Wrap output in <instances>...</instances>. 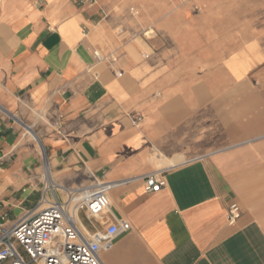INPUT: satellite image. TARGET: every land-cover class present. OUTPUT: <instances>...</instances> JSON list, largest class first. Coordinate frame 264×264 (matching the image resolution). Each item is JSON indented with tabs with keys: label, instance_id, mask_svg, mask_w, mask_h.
Wrapping results in <instances>:
<instances>
[{
	"label": "crops",
	"instance_id": "crops-1",
	"mask_svg": "<svg viewBox=\"0 0 264 264\" xmlns=\"http://www.w3.org/2000/svg\"><path fill=\"white\" fill-rule=\"evenodd\" d=\"M94 180L104 264H264V0H0V225Z\"/></svg>",
	"mask_w": 264,
	"mask_h": 264
},
{
	"label": "built area",
	"instance_id": "built-area-1",
	"mask_svg": "<svg viewBox=\"0 0 264 264\" xmlns=\"http://www.w3.org/2000/svg\"><path fill=\"white\" fill-rule=\"evenodd\" d=\"M92 54L97 62L108 61L98 50ZM164 184L159 172L148 173L143 180L146 192H157ZM112 186L111 182L94 180L66 189L62 201L43 197L35 212L11 226L0 225V264H104L100 252L110 250L115 236L128 232L130 224L119 219L102 230L88 232L80 215L93 221L108 214ZM239 216L237 203L229 204L228 221L232 223Z\"/></svg>",
	"mask_w": 264,
	"mask_h": 264
},
{
	"label": "rangeland",
	"instance_id": "rangeland-1",
	"mask_svg": "<svg viewBox=\"0 0 264 264\" xmlns=\"http://www.w3.org/2000/svg\"><path fill=\"white\" fill-rule=\"evenodd\" d=\"M89 2H90V3H93L94 0H89ZM133 12L135 13V10H133ZM145 33H146L147 36H150V35L152 34V32H151L150 30L147 31V32H145ZM114 60H115V59H114ZM105 62H107V61H105ZM110 62H113V60H112V61L110 60Z\"/></svg>",
	"mask_w": 264,
	"mask_h": 264
},
{
	"label": "bare ground",
	"instance_id": "bare-ground-1",
	"mask_svg": "<svg viewBox=\"0 0 264 264\" xmlns=\"http://www.w3.org/2000/svg\"><path fill=\"white\" fill-rule=\"evenodd\" d=\"M180 103V102H179ZM165 158V157H164ZM183 159V158H182ZM166 160H168L167 158H166ZM174 161V160H173ZM167 162V161H166ZM175 162V161H174ZM168 163V162H167ZM169 163L171 164V162L169 161ZM184 163V162H183ZM176 166V165H175ZM46 173H47V175H48V170H47V168H46Z\"/></svg>",
	"mask_w": 264,
	"mask_h": 264
}]
</instances>
